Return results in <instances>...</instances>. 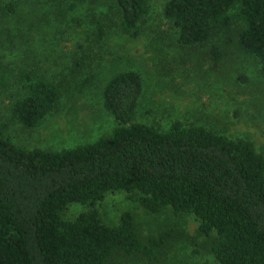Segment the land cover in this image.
Returning <instances> with one entry per match:
<instances>
[{
	"label": "trees",
	"instance_id": "1",
	"mask_svg": "<svg viewBox=\"0 0 264 264\" xmlns=\"http://www.w3.org/2000/svg\"><path fill=\"white\" fill-rule=\"evenodd\" d=\"M31 1L0 0V18L19 22ZM86 1L49 0L48 10L68 23L69 13ZM99 1H87L93 5L81 48L90 50L72 58L73 76L113 28L137 38L151 13L149 0H110L108 10L97 13ZM162 13L177 46L205 47L215 61L223 52L213 39L237 25L240 47L260 60L264 74V0H166ZM7 35L15 44L25 37ZM30 58L16 75L8 117L0 123V264H112L119 255L159 262L168 233L144 239L132 211L118 225L102 221L98 204L121 191L150 213L169 208L195 215L203 234H215L211 250L220 264H264V152L254 141L181 119L167 127L138 120L145 81L129 69L113 73L102 90L103 107L116 123L111 133L62 150L19 145L7 132L9 123L40 126L71 82L68 72L48 74L42 57ZM9 83L0 73V88ZM73 204L86 210L68 218Z\"/></svg>",
	"mask_w": 264,
	"mask_h": 264
},
{
	"label": "rangeland",
	"instance_id": "2",
	"mask_svg": "<svg viewBox=\"0 0 264 264\" xmlns=\"http://www.w3.org/2000/svg\"><path fill=\"white\" fill-rule=\"evenodd\" d=\"M87 1L69 13L68 23L59 21L58 13H50L49 0H32L23 6L19 22L0 18V30H4L0 32V73L10 81L7 88H0V123L7 120L8 93L16 75L34 54L43 58L41 64L48 74L64 71L71 79L63 102L40 126L27 129L9 123L7 132L16 143L62 150L111 133L116 123L103 107L102 90L113 73L132 69L145 81L138 120L158 121L164 127L174 119L204 124L235 138L250 139L264 152V74L260 60L240 47L237 25L213 39L223 52L222 59L215 61L205 47L197 52L177 46L162 13L166 0H149L151 13L143 33L131 38L113 28L97 53L85 60L81 73L73 76L72 58L90 50L87 45L81 48L87 32V10L93 5ZM109 3L101 0L94 4L97 13L108 10ZM83 20V25H75ZM7 34L9 38L25 37L22 44L7 43ZM84 210L85 206L73 204L67 217L75 218ZM98 210L110 226L118 225L121 215L132 211L146 240L169 234L159 262L119 255L112 264H220L211 250L215 234H203L193 214L175 215L169 208L150 213L122 191L108 194Z\"/></svg>",
	"mask_w": 264,
	"mask_h": 264
}]
</instances>
